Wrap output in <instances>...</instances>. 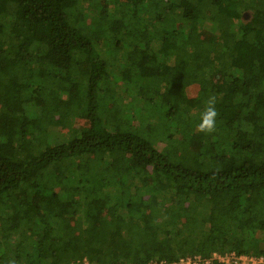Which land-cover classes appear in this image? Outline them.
Wrapping results in <instances>:
<instances>
[{"label":"trees","instance_id":"1","mask_svg":"<svg viewBox=\"0 0 264 264\" xmlns=\"http://www.w3.org/2000/svg\"><path fill=\"white\" fill-rule=\"evenodd\" d=\"M232 251L264 256V0H0V264Z\"/></svg>","mask_w":264,"mask_h":264},{"label":"built area","instance_id":"2","mask_svg":"<svg viewBox=\"0 0 264 264\" xmlns=\"http://www.w3.org/2000/svg\"><path fill=\"white\" fill-rule=\"evenodd\" d=\"M264 264L263 255L237 253L236 251L227 252L224 254L214 252L211 257L206 258L200 254L187 255L180 257L177 264ZM74 264H100L92 262L88 258L78 261ZM146 264H169L167 260H152Z\"/></svg>","mask_w":264,"mask_h":264},{"label":"clouds","instance_id":"3","mask_svg":"<svg viewBox=\"0 0 264 264\" xmlns=\"http://www.w3.org/2000/svg\"><path fill=\"white\" fill-rule=\"evenodd\" d=\"M217 98L210 95L205 101L204 110L201 113L200 122L197 124V131L205 134H211L216 130V120L219 115L216 109ZM9 264H15V261H9Z\"/></svg>","mask_w":264,"mask_h":264},{"label":"rangeland","instance_id":"4","mask_svg":"<svg viewBox=\"0 0 264 264\" xmlns=\"http://www.w3.org/2000/svg\"><path fill=\"white\" fill-rule=\"evenodd\" d=\"M249 14H248V12L245 14V16H248ZM195 94H196V91L195 90H190V93H189V95L190 96H195ZM155 137V136H154ZM155 140H158V139H155ZM165 144V143H164ZM163 144H161V146H162Z\"/></svg>","mask_w":264,"mask_h":264}]
</instances>
